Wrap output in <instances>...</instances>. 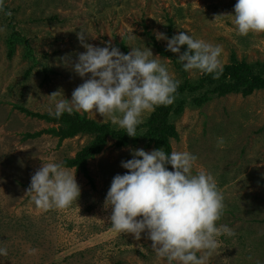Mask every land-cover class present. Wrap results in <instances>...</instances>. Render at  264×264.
Listing matches in <instances>:
<instances>
[{"label":"rangeland","instance_id":"374dc122","mask_svg":"<svg viewBox=\"0 0 264 264\" xmlns=\"http://www.w3.org/2000/svg\"><path fill=\"white\" fill-rule=\"evenodd\" d=\"M236 2L5 0L6 9L0 11V27L6 29L0 32V247L6 248L8 255L0 256V264H167L166 259L157 257L146 233L140 240L117 233L108 220L111 209L104 208L113 177L128 171L121 161L132 158L131 149L153 148L143 142L117 147L109 138L103 150L88 160V177L65 167L75 174L81 188L77 201L63 210L42 212L26 193L31 176L43 162L61 163L74 156L91 137L78 134L60 143L46 132L25 137L53 123L15 105L47 113L53 107L48 96L52 92L61 90L65 97L59 98H71L83 80L59 61L66 54L74 61L78 53L86 51L77 37L81 29L90 34L86 41L96 46L111 41L118 47L123 42L126 53L118 48L125 54L131 48L151 49L157 56L153 58L180 82L179 54L167 50V41L157 40L155 35L167 34L168 19L172 35L183 31L221 46L222 64L228 62L231 51L249 63H264V33H236L231 22ZM6 11H11V17ZM10 24L27 39L36 59L27 77L24 72L31 62L23 56V46L17 44L13 55L7 56ZM150 36L166 55L155 49ZM185 50L181 46V52ZM186 75L194 80L199 74ZM87 115L104 122L98 113L96 117ZM172 122L179 134L178 140L171 139L172 152L195 155L193 174L204 170L215 178L225 204L217 226L227 225L235 233L217 238L220 247L207 264H264V89L248 96L214 97L201 107L188 106L173 116ZM221 138L224 143L218 145Z\"/></svg>","mask_w":264,"mask_h":264},{"label":"clouds","instance_id":"9594fccd","mask_svg":"<svg viewBox=\"0 0 264 264\" xmlns=\"http://www.w3.org/2000/svg\"><path fill=\"white\" fill-rule=\"evenodd\" d=\"M5 0H0L4 11ZM11 16V11L4 12ZM236 33H264V0H237L232 13ZM0 27V32L5 31ZM86 30L77 33L86 49L69 55L59 63L70 66L83 82L65 97L61 90L49 94L48 114L60 118L64 113L92 114L103 117L124 129L129 137H137V127L157 107L174 104L180 81L153 55L151 49L131 48L125 54L111 41L100 47L86 41ZM157 40H166V49L177 53L182 68L190 75L223 73L222 48L194 39L180 31L171 38L156 32ZM187 50L181 52V46ZM224 143L223 138L218 145ZM132 158L121 161L128 171L116 174L107 191L104 208L111 209L108 220L119 234H132L140 240L146 233L151 248L167 264H207L220 247L221 235L235 233L227 225L217 226L224 214V195L215 178L204 170L193 174L197 157L187 151L166 153L163 148L145 151L131 149ZM171 165L173 170H169ZM36 208L42 212L63 210L81 195L75 174L60 163L43 162L31 176L26 190ZM198 253L200 255H198ZM0 247V256H7Z\"/></svg>","mask_w":264,"mask_h":264},{"label":"trees","instance_id":"16d2710c","mask_svg":"<svg viewBox=\"0 0 264 264\" xmlns=\"http://www.w3.org/2000/svg\"><path fill=\"white\" fill-rule=\"evenodd\" d=\"M4 9H6L5 6ZM171 23V20L168 19L166 35L169 38L173 36ZM10 27V34L6 39L7 56L10 58L13 55L17 44L23 46V56L31 62L24 72V76L27 77L32 67L36 65V59L32 55L27 39L15 30L12 24H10ZM149 38L151 44L159 53L162 55L167 54L166 50L156 43L157 41L153 36ZM117 46L126 53L127 47L123 42L117 44ZM184 47L187 49V45H184ZM222 65L223 73L218 79H213L212 75H198L196 79L192 80L187 77L182 64H178L177 67L183 79L177 89L174 104L168 107H157L154 112L147 116L145 122L137 127L138 136L135 138L129 137L124 129L114 127L109 122H99L90 118L87 114L73 113L69 115L64 113L57 119L50 116L48 112H32L21 105L16 104L15 106L33 117L53 123L51 127L42 129L37 133H26L25 137H34L41 132H46L57 137L58 143H60L78 134L89 135L91 139L87 144L76 151L74 156L66 157L60 163L63 167L74 168L88 177V160L103 150L109 138L114 141L117 147L135 146L137 143L143 142L145 147L163 148L166 153L170 154L172 152L171 139H179L172 117L180 115L183 109L188 106L201 107L214 97H222L228 94L248 96L255 90L264 89V63H249L244 59L237 58L235 52L231 51L228 62ZM43 71L47 79V68L44 67ZM167 167L171 170V165H167Z\"/></svg>","mask_w":264,"mask_h":264}]
</instances>
